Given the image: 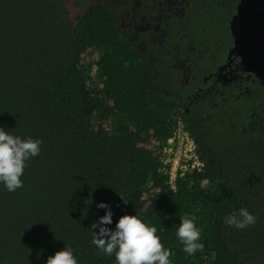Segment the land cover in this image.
Returning <instances> with one entry per match:
<instances>
[{"label": "trees", "instance_id": "16d2710c", "mask_svg": "<svg viewBox=\"0 0 264 264\" xmlns=\"http://www.w3.org/2000/svg\"><path fill=\"white\" fill-rule=\"evenodd\" d=\"M169 1L0 0V129L43 141L23 187L0 182V264L65 247L78 264H117L92 243L100 202L111 230L124 214L155 226L171 264H264V85L244 72L186 100L225 60L239 0H183L178 16ZM178 118L201 164L171 182L161 146ZM241 207L256 223L226 225ZM193 215L204 247L188 255L177 229Z\"/></svg>", "mask_w": 264, "mask_h": 264}, {"label": "clouds", "instance_id": "9594fccd", "mask_svg": "<svg viewBox=\"0 0 264 264\" xmlns=\"http://www.w3.org/2000/svg\"><path fill=\"white\" fill-rule=\"evenodd\" d=\"M40 139L10 135L0 129V182L8 191L13 192L23 187L21 177L26 167L25 161L30 157L38 156ZM122 198V197H121ZM123 199V198H122ZM125 203L127 200L123 199ZM106 209L105 214L99 217V222L94 221L92 243L108 256L115 254L117 264H171L169 259L173 253L165 249L160 241L155 226L144 223L137 215H122L111 230L106 225L112 223V211L105 202L97 205ZM256 217L246 208L241 207L238 212H233L225 217L224 223L230 227L244 229L256 223ZM195 216L181 217L177 229V237L183 244V250L188 255L202 250L200 243L201 232L194 223ZM45 264H78L71 247H65L49 256Z\"/></svg>", "mask_w": 264, "mask_h": 264}, {"label": "water", "instance_id": "95a60500", "mask_svg": "<svg viewBox=\"0 0 264 264\" xmlns=\"http://www.w3.org/2000/svg\"><path fill=\"white\" fill-rule=\"evenodd\" d=\"M232 35V46L227 57H238L235 70L240 73H252L264 85V0H239L235 13L229 21ZM222 66L207 77L222 76ZM235 71L227 70L223 74H232Z\"/></svg>", "mask_w": 264, "mask_h": 264}, {"label": "flooded vegetation", "instance_id": "af4514ba", "mask_svg": "<svg viewBox=\"0 0 264 264\" xmlns=\"http://www.w3.org/2000/svg\"><path fill=\"white\" fill-rule=\"evenodd\" d=\"M182 4H183V0H170L165 6V10H167L168 12H171V14L173 16H178V14L181 12L182 9ZM236 9V8H235ZM235 13V12H234ZM233 16V14H232ZM231 16V17H232ZM231 17L228 19V28H229V21L231 20ZM165 21V20H164ZM147 27V26H146ZM158 38L160 39L162 37L163 34H166V31L169 29V27L167 25H165V23L163 22L162 25H160L158 28ZM180 30V28H178ZM230 30V29H229ZM157 35L152 34L151 37L156 39ZM232 37V35H231ZM190 50H193V47H191ZM185 54L188 56V51H185ZM228 51L226 54V58L225 60L220 63L216 69L214 70V72L220 67L222 66V72L220 73L222 76H228L229 80H225L222 79L221 77L219 78L218 76H213L211 75L210 77H207V75L204 77V81H210V84L207 85L206 88L203 87H197L193 90V92L188 95L186 97V100L188 102L191 101V99L193 100H197L198 98H200L202 95L205 94H209L211 91L215 90L216 84H224V83H230V82H237L240 81L244 75V73H240L239 71L235 70V64L239 61L238 57H234L233 55L228 58ZM213 56V55H211ZM186 60L187 57L184 56H180V57H175L173 62L175 63L176 67L181 68L183 71L187 70L189 71V69L186 67ZM227 70L229 71H235L232 74H226L224 75L223 73L226 72ZM213 72L209 73L212 74ZM246 75H249L248 73H246ZM247 77V76H245ZM185 110H188L187 107H185Z\"/></svg>", "mask_w": 264, "mask_h": 264}, {"label": "built area", "instance_id": "2783aa9c", "mask_svg": "<svg viewBox=\"0 0 264 264\" xmlns=\"http://www.w3.org/2000/svg\"><path fill=\"white\" fill-rule=\"evenodd\" d=\"M161 151L164 155L162 161L170 164L169 177L171 182H173L177 170L188 162H191V166L195 167L201 164L195 157L194 143L184 131L180 118L176 121V128L171 137L161 146ZM172 187H174L173 183Z\"/></svg>", "mask_w": 264, "mask_h": 264}]
</instances>
